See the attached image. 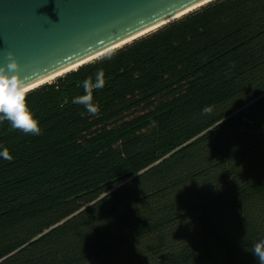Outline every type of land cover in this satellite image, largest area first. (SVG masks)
Masks as SVG:
<instances>
[{"label": "trees", "instance_id": "1", "mask_svg": "<svg viewBox=\"0 0 264 264\" xmlns=\"http://www.w3.org/2000/svg\"><path fill=\"white\" fill-rule=\"evenodd\" d=\"M26 102L38 135L0 117V264H259L264 0H212Z\"/></svg>", "mask_w": 264, "mask_h": 264}, {"label": "water", "instance_id": "2", "mask_svg": "<svg viewBox=\"0 0 264 264\" xmlns=\"http://www.w3.org/2000/svg\"><path fill=\"white\" fill-rule=\"evenodd\" d=\"M210 1L0 0V66L13 53L18 74L28 85Z\"/></svg>", "mask_w": 264, "mask_h": 264}, {"label": "clouds", "instance_id": "3", "mask_svg": "<svg viewBox=\"0 0 264 264\" xmlns=\"http://www.w3.org/2000/svg\"><path fill=\"white\" fill-rule=\"evenodd\" d=\"M7 60L9 62L6 66H0V117L9 121L14 129L38 135L40 133L38 123L33 118L26 102L28 85L18 74L19 65L13 53H8ZM104 76L103 70H99L95 76V83H93L91 76L85 79L83 81V88L86 94L75 98L73 103L82 104L90 114H95L97 108L92 103V89L93 87H104ZM203 112L207 114L211 112V108L206 107L203 109ZM0 155L6 160L11 159L7 149H4ZM252 254L258 259L259 264H264V240L257 242L253 246Z\"/></svg>", "mask_w": 264, "mask_h": 264}, {"label": "bare ground", "instance_id": "4", "mask_svg": "<svg viewBox=\"0 0 264 264\" xmlns=\"http://www.w3.org/2000/svg\"><path fill=\"white\" fill-rule=\"evenodd\" d=\"M177 15H179V14H177ZM177 15H175V16H177ZM175 16L166 19L164 22H166V21H168V20H171L172 18H175ZM172 21H173V20H172ZM162 23H163V22H162ZM157 26H158V25L152 26V27H150V28H148V29H146V30H144V31H141V32H139V33H137V34H135V35H133V36H131V37H129V38H127V39L121 41V42H119V43H116V44L112 45L111 47L105 48V49L101 50V51L98 52V53H95V54H93V55H91V56H89V57H87V58H85V59H83V60H81V61L75 63V64H72V65H70V66H68V67H66V68H64V69H62V70H60V71H58V72H56V73H54V74L48 75V76H46V77H44V78H42V79H40V80H37V81H35V82H32V83L28 84V89H29V88H32V87H34V86H37L38 84H41V83H43V82H48V81L54 79L56 76L63 74V73L66 72L67 70H71V69L77 68V66H78L79 64H82V63L87 62V61H89V60H92V59H94V58H96V57H98V56H100V55H102V54H105V53L111 51L112 49L117 48V47L120 46L121 44H123V43H125V42L131 40L132 38H135V37L140 36V35H142V34L148 32V31L153 30V29L156 28ZM138 38H139V37H138ZM86 64H87V63H86ZM48 83H49V82H48ZM37 87H38V86H37Z\"/></svg>", "mask_w": 264, "mask_h": 264}]
</instances>
